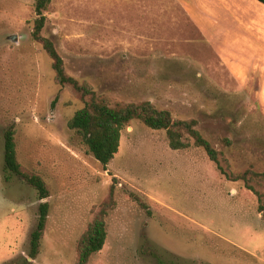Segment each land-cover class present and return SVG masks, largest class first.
Returning a JSON list of instances; mask_svg holds the SVG:
<instances>
[{
  "label": "rangeland",
  "instance_id": "374dc122",
  "mask_svg": "<svg viewBox=\"0 0 264 264\" xmlns=\"http://www.w3.org/2000/svg\"><path fill=\"white\" fill-rule=\"evenodd\" d=\"M45 15L43 36L70 76L112 105L151 102L196 120L228 172L264 173V4L52 0ZM35 18L34 0H0V264H76L77 243L111 190L107 240L89 264H264V179L251 183L254 192L228 181L204 150H172L165 131L139 121L103 168L68 128L84 103L56 83L32 38ZM11 125L23 170L51 193L35 261L40 200L18 178L5 181Z\"/></svg>",
  "mask_w": 264,
  "mask_h": 264
},
{
  "label": "trees",
  "instance_id": "16d2710c",
  "mask_svg": "<svg viewBox=\"0 0 264 264\" xmlns=\"http://www.w3.org/2000/svg\"><path fill=\"white\" fill-rule=\"evenodd\" d=\"M257 1L264 4V0ZM34 2L36 18L32 38L43 47L49 56L56 83L62 88H70L84 103L83 108L79 109L69 120L68 128L80 138L89 153L103 168L106 169L118 154L123 131L133 122L139 121L151 130L165 131L172 150H184L192 144L201 148L228 181L243 182L247 189L255 191L251 183L264 179V173L258 174L248 170L236 175L228 172L222 165L221 153L198 130L196 120H175L171 112L159 110L151 102L112 105L108 97L99 95L88 83H82L70 76L55 44L43 36L47 24L45 13L52 0H34ZM3 160L5 181L10 182L13 178H18L31 187L40 200L37 224L31 234L28 251V257L35 261L41 254L48 225L50 204L46 200L50 198L51 193L41 176L23 170L18 159L14 125L9 126L4 132ZM259 203V211L264 220V205H262L260 196ZM113 206L114 191L111 190L109 201L103 204L102 210L77 243L76 264H89L92 256L103 250L108 235L106 216L108 209ZM159 263L165 264L161 260Z\"/></svg>",
  "mask_w": 264,
  "mask_h": 264
},
{
  "label": "crops",
  "instance_id": "0c3cea01",
  "mask_svg": "<svg viewBox=\"0 0 264 264\" xmlns=\"http://www.w3.org/2000/svg\"><path fill=\"white\" fill-rule=\"evenodd\" d=\"M262 37H264V35L262 34ZM260 43H262V41H259ZM258 63H259V67L263 70L261 78H262V83H264V60L263 59H259L258 58ZM262 93V92H261Z\"/></svg>",
  "mask_w": 264,
  "mask_h": 264
},
{
  "label": "water",
  "instance_id": "95a60500",
  "mask_svg": "<svg viewBox=\"0 0 264 264\" xmlns=\"http://www.w3.org/2000/svg\"><path fill=\"white\" fill-rule=\"evenodd\" d=\"M44 202H46V201H44Z\"/></svg>",
  "mask_w": 264,
  "mask_h": 264
}]
</instances>
